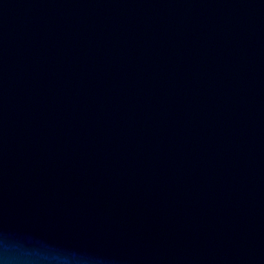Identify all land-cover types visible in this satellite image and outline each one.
<instances>
[{"label":"water","instance_id":"95a60500","mask_svg":"<svg viewBox=\"0 0 264 264\" xmlns=\"http://www.w3.org/2000/svg\"><path fill=\"white\" fill-rule=\"evenodd\" d=\"M0 264H264V0H0Z\"/></svg>","mask_w":264,"mask_h":264}]
</instances>
